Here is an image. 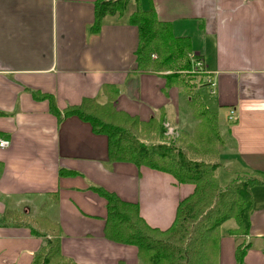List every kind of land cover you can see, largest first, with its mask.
Returning a JSON list of instances; mask_svg holds the SVG:
<instances>
[{
  "label": "crops",
  "instance_id": "obj_1",
  "mask_svg": "<svg viewBox=\"0 0 264 264\" xmlns=\"http://www.w3.org/2000/svg\"><path fill=\"white\" fill-rule=\"evenodd\" d=\"M98 1L0 0V139L9 142L0 150V264L32 263L44 239L31 221L41 216L58 225L61 253L76 264H138L134 247L104 238L106 203L97 190L135 204L161 231L192 194L168 174L110 163L104 135L76 117L58 121L48 101L33 96L52 97L62 111L83 99L104 104L103 88L112 86L116 111L140 122L163 113L178 125L180 91L166 88L162 74L136 70L138 30L128 17L137 8L187 38L203 61L214 111H223L225 169L264 174V0H132L92 34ZM251 198L248 236L226 235L236 225L221 234L218 264H235L241 243L250 244L243 264H264V186ZM8 214L23 220L6 222Z\"/></svg>",
  "mask_w": 264,
  "mask_h": 264
},
{
  "label": "trees",
  "instance_id": "obj_2",
  "mask_svg": "<svg viewBox=\"0 0 264 264\" xmlns=\"http://www.w3.org/2000/svg\"><path fill=\"white\" fill-rule=\"evenodd\" d=\"M130 1H98L90 32H98L104 17L120 16ZM128 23L138 30L136 70L162 74L166 88H180L181 94L187 95L185 105L191 109L195 122L191 134L182 132L177 139L167 138L163 113L147 122H140L116 111L113 101L118 91L112 86L103 88L106 103L83 99L78 106H68L62 111L56 108L52 97L37 93L33 96L48 101L49 111L58 121L76 117L89 124L94 134L104 135L110 163H128L162 172L178 184L194 187L192 194L179 202L172 225L163 231L147 226L135 204L97 190L106 203V240L134 247L138 264H218V245L222 237L220 226L232 220L236 227L226 235L237 239L248 236L249 218L253 211L251 189L264 186V174L227 171L220 162L219 149L223 139L218 128V113L209 111L200 96L198 100H192L190 92L185 91L187 83L183 72L191 70L189 40L175 38L170 27L158 22L152 10L135 9L129 15ZM220 171H226L229 176L224 184L219 181ZM11 216L13 214H8L5 221L20 223L23 220L20 215L15 216L20 220H10ZM31 223L35 228L32 230L34 235L44 239L31 264H76L61 253V230L57 224L43 216ZM249 249L248 243L235 248V264H243Z\"/></svg>",
  "mask_w": 264,
  "mask_h": 264
},
{
  "label": "rangeland",
  "instance_id": "obj_3",
  "mask_svg": "<svg viewBox=\"0 0 264 264\" xmlns=\"http://www.w3.org/2000/svg\"><path fill=\"white\" fill-rule=\"evenodd\" d=\"M164 73L168 74V72H164ZM183 75L185 76V80L187 83L185 84L186 85L185 91L187 90L188 92H190L188 94L189 96H192L191 97L192 100L194 99L198 100L199 98L198 96H200V99L202 103L205 105V107L209 111H214L213 97L210 93L209 88L207 86L206 87L204 86L206 85V78L204 77V75L193 73L191 72L190 68H189V71L183 72ZM177 89L179 91L181 90L180 88H177ZM180 96H181V105H180V110H179V120H180L179 124L178 125H174L172 123L167 124L166 122L164 124V128L166 130L165 136L170 139H177V137H179V135L182 132L191 134L195 126V122H193L192 117H191L192 111L189 107L185 105V98L187 97V95L181 94V91H180ZM194 96H196L197 98H195ZM222 114H223V111H218V115L220 117L222 116ZM221 134L222 133H220V135ZM221 149L222 147L219 149L220 150L219 152L222 155L223 150ZM220 162L225 167L221 159H220ZM226 165H228V163H226ZM224 174L225 173L223 171H220L218 175L220 184H224L227 180V177ZM187 185H190V184H187ZM13 219L20 220L18 217L16 218L13 217ZM232 227H235L234 221L230 220V221L225 222L221 227V234H224V232L228 228H232Z\"/></svg>",
  "mask_w": 264,
  "mask_h": 264
},
{
  "label": "built area",
  "instance_id": "obj_4",
  "mask_svg": "<svg viewBox=\"0 0 264 264\" xmlns=\"http://www.w3.org/2000/svg\"><path fill=\"white\" fill-rule=\"evenodd\" d=\"M188 58L191 64V72L204 75V77L206 78L207 87L209 88L210 93H212V90L215 85L214 82L211 80V78H209L207 74H205L204 64L201 58L195 55L194 53L188 54ZM231 116H232V112H230V117ZM8 146H9L8 141L4 139H0V150H5L6 148H8Z\"/></svg>",
  "mask_w": 264,
  "mask_h": 264
}]
</instances>
